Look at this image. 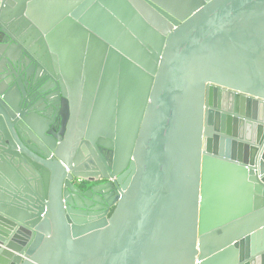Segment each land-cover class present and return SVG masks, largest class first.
I'll use <instances>...</instances> for the list:
<instances>
[{
    "label": "water",
    "instance_id": "1",
    "mask_svg": "<svg viewBox=\"0 0 264 264\" xmlns=\"http://www.w3.org/2000/svg\"><path fill=\"white\" fill-rule=\"evenodd\" d=\"M0 264H264V0H0Z\"/></svg>",
    "mask_w": 264,
    "mask_h": 264
}]
</instances>
